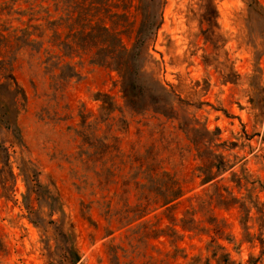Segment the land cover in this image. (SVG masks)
<instances>
[{
    "label": "rangeland",
    "instance_id": "rangeland-1",
    "mask_svg": "<svg viewBox=\"0 0 264 264\" xmlns=\"http://www.w3.org/2000/svg\"><path fill=\"white\" fill-rule=\"evenodd\" d=\"M251 1L101 0L123 75L67 44L54 1L0 0V264H264ZM155 24L142 68L136 31ZM218 154L230 168L213 178Z\"/></svg>",
    "mask_w": 264,
    "mask_h": 264
},
{
    "label": "trees",
    "instance_id": "trees-1",
    "mask_svg": "<svg viewBox=\"0 0 264 264\" xmlns=\"http://www.w3.org/2000/svg\"><path fill=\"white\" fill-rule=\"evenodd\" d=\"M52 1H54V12L60 15L58 22H61L60 24L62 25L64 24V28L67 29L66 38L71 39V42L67 44H74L77 46L81 45L84 50L87 49L89 51L96 48V54L97 52L107 53L105 56L106 60L108 59L110 62L114 63L116 67L115 70H118L120 74L123 73L124 75V61L126 58H128V53L122 45L121 39L119 38L117 32L111 31V26H108V24L105 22L106 18L103 16V12H101L103 10L101 8V0ZM257 4V0L251 1L252 10L260 14L256 8ZM260 15L264 19V15ZM157 28L158 25L155 24L153 26L148 25L144 28L139 27L136 31L134 52L131 54V59L138 61L137 57L140 55V58H142V68L145 66L144 63L146 59H151L148 42L155 38ZM114 36L115 39H119V45L115 46L111 51H109V45L107 43L109 42V39L111 37L114 38ZM63 43L66 44V42ZM150 81L152 84H158V81L154 79L153 75H151ZM252 103L254 107L257 105L255 104L254 100H252ZM215 157L218 158L216 164L210 162L207 166L209 167L210 171L215 168V176L213 178L230 168L229 161L225 159L224 155L218 154ZM32 185L33 187H38L36 182ZM181 196L182 193L179 186H177V184H172L165 196V200L167 201H163L160 207L168 208L169 204L174 203ZM143 199L145 200L146 198L142 197L141 200ZM46 201H48V207L53 211L55 199L48 196Z\"/></svg>",
    "mask_w": 264,
    "mask_h": 264
}]
</instances>
